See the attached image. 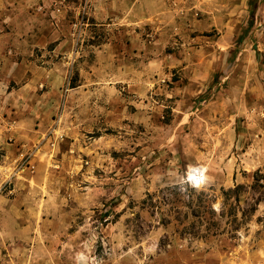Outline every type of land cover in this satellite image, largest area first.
Here are the masks:
<instances>
[{
	"label": "rangeland",
	"instance_id": "374dc122",
	"mask_svg": "<svg viewBox=\"0 0 264 264\" xmlns=\"http://www.w3.org/2000/svg\"><path fill=\"white\" fill-rule=\"evenodd\" d=\"M258 170L264 0H0V264H264Z\"/></svg>",
	"mask_w": 264,
	"mask_h": 264
},
{
	"label": "trees",
	"instance_id": "16d2710c",
	"mask_svg": "<svg viewBox=\"0 0 264 264\" xmlns=\"http://www.w3.org/2000/svg\"><path fill=\"white\" fill-rule=\"evenodd\" d=\"M252 189H257L260 190L261 194H259L258 197H256L255 201H254V205H250V209L246 210L247 211H255L256 210V204L264 199V170L263 171H256L253 174L252 177V183L250 186ZM193 191V190H191ZM245 189H243V185H236L233 188H229L223 191V201H222V206H221V212L218 214L219 218L222 217H226L225 219V224L227 225H232L234 224V226L237 227H233V230H237L238 227H240V225L243 223V221L245 220V210H241V216L238 218L237 216V212L239 211V207H238V197L239 194L244 192ZM172 192V194H171ZM170 193H168L169 195L165 196L163 199H161V201H152V195L148 197L147 201V206L148 207H155V208H160L161 205H167L169 206V208L171 210H173V212L177 213L178 211V201H179V197H180V193L176 192L174 190H171ZM190 199L189 202L190 204H192L193 202H195V206L197 208L202 209V211L199 212V214H197V220L194 221L195 224H193L194 228H199V230L201 231H205L207 235L209 234H213L210 232H215L216 231V221H213V218L211 219V217H207L205 213H214L213 210L208 209V210H204L202 208V200L203 199H198V198H194L192 197V194H189ZM233 198V199H231ZM146 201V202H147ZM187 206V205H186ZM237 221V223H236Z\"/></svg>",
	"mask_w": 264,
	"mask_h": 264
}]
</instances>
